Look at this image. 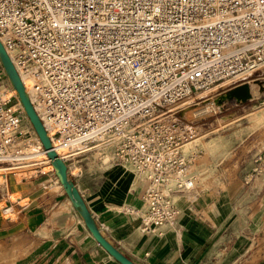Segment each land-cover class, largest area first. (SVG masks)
I'll use <instances>...</instances> for the list:
<instances>
[{
	"label": "built area",
	"instance_id": "obj_1",
	"mask_svg": "<svg viewBox=\"0 0 264 264\" xmlns=\"http://www.w3.org/2000/svg\"><path fill=\"white\" fill-rule=\"evenodd\" d=\"M0 41L68 167L93 152L132 164L142 231L162 236L195 189L184 113L264 69V0H0ZM25 122L0 62V164L38 171L28 141L46 152Z\"/></svg>",
	"mask_w": 264,
	"mask_h": 264
},
{
	"label": "crops",
	"instance_id": "obj_2",
	"mask_svg": "<svg viewBox=\"0 0 264 264\" xmlns=\"http://www.w3.org/2000/svg\"><path fill=\"white\" fill-rule=\"evenodd\" d=\"M252 165L253 158L243 161L238 180L194 204L180 198L178 228L162 236L142 231L146 183L127 164L101 175L98 169L77 175L72 167L71 175L114 244L138 261L264 264V183L251 178ZM47 166L23 184L8 176L0 182V264H120L85 228Z\"/></svg>",
	"mask_w": 264,
	"mask_h": 264
},
{
	"label": "rangeland",
	"instance_id": "obj_3",
	"mask_svg": "<svg viewBox=\"0 0 264 264\" xmlns=\"http://www.w3.org/2000/svg\"><path fill=\"white\" fill-rule=\"evenodd\" d=\"M252 79L254 80L250 81L252 83H264V69L255 74ZM215 98L206 102H199L200 104L191 107L192 110L213 103L208 115L203 118L187 114L189 110L184 113L186 119L196 122L195 126L199 132L195 139L197 142L194 140L192 146H186V152L195 156L187 175L195 180V189L187 197L193 204L203 193L217 192L218 189H223L228 184L238 180L241 163L251 160L256 154L264 150V115L259 119L255 113L257 110L263 109L264 114V91L244 104L233 101L227 103L224 108L214 103ZM25 117L28 122H25L22 129L32 131L33 126L29 118L26 115ZM27 137L29 138V135ZM28 143L31 146L36 144V140L28 141ZM37 146V144L31 146L30 151L38 150ZM79 160L83 162L73 164L74 173L77 175H85L97 169V173L101 175L103 170L106 173L118 163L109 154L101 156L98 152H93ZM37 164L46 166L42 160ZM5 166L9 165L0 164V182L4 181L3 176L6 175L10 181L16 178L20 181L19 184H23L25 181H31L30 177L35 175L34 170H32L33 165L21 169H19L21 166H17L16 169ZM127 166L135 177L145 183V177L140 175L132 164ZM5 168L8 169L4 170ZM46 170H52L50 165L46 167ZM255 181L262 186L264 178L260 176ZM10 205L9 201L5 202V206L9 207ZM0 211H5V209L0 208Z\"/></svg>",
	"mask_w": 264,
	"mask_h": 264
},
{
	"label": "water",
	"instance_id": "obj_4",
	"mask_svg": "<svg viewBox=\"0 0 264 264\" xmlns=\"http://www.w3.org/2000/svg\"><path fill=\"white\" fill-rule=\"evenodd\" d=\"M0 62L3 66L7 80L11 89L13 90L17 100L20 102L21 107L29 118L34 131L36 132L50 164L53 166V172L62 184L64 192L70 199L76 213L80 217L85 228L93 236L102 248L110 254L120 264H146L134 259L122 250L118 245H115L111 238L108 236L105 228L99 224L95 215L90 210L87 202L82 196L78 185L71 175V169L66 162L60 157L54 147L50 134L41 120L31 98L26 89V86L19 75L14 63L0 41ZM252 99L250 87L248 83L240 84L234 88L227 90L216 99V104L222 106L224 103L237 102L246 103Z\"/></svg>",
	"mask_w": 264,
	"mask_h": 264
},
{
	"label": "bare ground",
	"instance_id": "obj_5",
	"mask_svg": "<svg viewBox=\"0 0 264 264\" xmlns=\"http://www.w3.org/2000/svg\"><path fill=\"white\" fill-rule=\"evenodd\" d=\"M231 82V80L229 81H225L222 83V86H225L227 84H229ZM249 87H250V92H251V96L253 98H255L256 96L260 95L263 91H264V83L263 82H256V83H252L250 82L249 83ZM222 96V95H221ZM191 102V101H190ZM190 102L188 103H185V104H189ZM214 103L216 104V101L214 100ZM212 105L213 103H209L208 105L204 106V107H200V108H197L195 110H191V108L188 107V112L187 114H190L192 115L193 117H199V118H203L205 116L208 115L210 109L212 108ZM24 114L26 115L25 111L23 110ZM256 115L258 116V118L260 119L264 114H263V109H260V110H257L256 112ZM27 116V115H26ZM196 120V119H195ZM220 121V120H219ZM222 122V121H221ZM226 122V121H225ZM234 122V120H233ZM40 142V140L38 139L37 142ZM194 142H197L196 140ZM193 142V143H194ZM41 143V142H40ZM192 142L189 143L187 146L189 147L190 145L192 146L193 144ZM37 144V143H36ZM36 144H32L31 146H35ZM34 149V148H33ZM29 159L33 160L34 162H40L42 160V162L46 163L47 162H50L49 158L47 157V155H44L43 157H41L40 155V151L39 150H36L35 152H31L30 153V157ZM77 162H83L82 160H74L72 162H70V164H72V167H73V164H76ZM17 165V164H16ZM50 165V168L53 170V166L51 164ZM5 167H10V166H5ZM11 167H14L12 169H16L17 166H11ZM8 168H5L4 170H7ZM5 172V171H3ZM1 178V177H0ZM3 178H6V175L3 176ZM1 181V180H0ZM210 182V181H209ZM208 183V182H207ZM61 187L63 188L62 184H61Z\"/></svg>",
	"mask_w": 264,
	"mask_h": 264
}]
</instances>
